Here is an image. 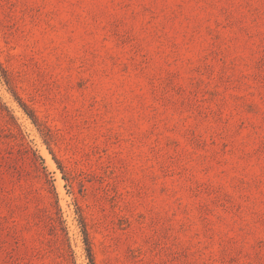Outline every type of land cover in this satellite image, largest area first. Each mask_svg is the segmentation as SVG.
<instances>
[{
    "label": "rangeland",
    "instance_id": "374dc122",
    "mask_svg": "<svg viewBox=\"0 0 264 264\" xmlns=\"http://www.w3.org/2000/svg\"><path fill=\"white\" fill-rule=\"evenodd\" d=\"M0 264H264V0H0Z\"/></svg>",
    "mask_w": 264,
    "mask_h": 264
},
{
    "label": "trees",
    "instance_id": "16d2710c",
    "mask_svg": "<svg viewBox=\"0 0 264 264\" xmlns=\"http://www.w3.org/2000/svg\"><path fill=\"white\" fill-rule=\"evenodd\" d=\"M89 252H90V250H89ZM91 255V254H90Z\"/></svg>",
    "mask_w": 264,
    "mask_h": 264
},
{
    "label": "bare ground",
    "instance_id": "6f19581e",
    "mask_svg": "<svg viewBox=\"0 0 264 264\" xmlns=\"http://www.w3.org/2000/svg\"><path fill=\"white\" fill-rule=\"evenodd\" d=\"M61 185V184H60Z\"/></svg>",
    "mask_w": 264,
    "mask_h": 264
}]
</instances>
